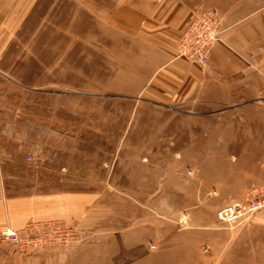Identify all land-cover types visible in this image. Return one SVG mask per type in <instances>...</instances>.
Segmentation results:
<instances>
[{
	"label": "rangeland",
	"instance_id": "rangeland-1",
	"mask_svg": "<svg viewBox=\"0 0 264 264\" xmlns=\"http://www.w3.org/2000/svg\"><path fill=\"white\" fill-rule=\"evenodd\" d=\"M184 1L195 14L217 12L184 45L210 57L224 14L212 0ZM117 2L34 0L0 57V141L9 174L24 182L19 192L89 197L81 219L45 226L55 231L41 235L48 246L14 247L26 259L7 263L264 264V225L255 220L264 207L232 224L218 217L257 191L224 175L242 157L255 161L254 153L225 149L238 109L151 96L144 84L154 57L111 25Z\"/></svg>",
	"mask_w": 264,
	"mask_h": 264
},
{
	"label": "crops",
	"instance_id": "crops-1",
	"mask_svg": "<svg viewBox=\"0 0 264 264\" xmlns=\"http://www.w3.org/2000/svg\"><path fill=\"white\" fill-rule=\"evenodd\" d=\"M34 0H0V57L12 35L19 30ZM225 17V32L215 43L207 62L177 57V40L191 23L195 4L184 0H118L110 22L129 38L143 41L152 60L144 88L160 102L226 104L238 109L230 118L237 129L225 132V149L254 153L255 161H244L225 170L238 176L251 190L264 191V0H212ZM0 72L7 74L0 68ZM5 114L0 111V120ZM8 149L0 141V226L22 231L30 223L69 224L81 219L89 197L70 190L19 192L23 181L9 174ZM243 155V154H242ZM67 176H63L66 182ZM255 219L264 225V210ZM14 247H0V264L7 259H26Z\"/></svg>",
	"mask_w": 264,
	"mask_h": 264
},
{
	"label": "built area",
	"instance_id": "built-area-1",
	"mask_svg": "<svg viewBox=\"0 0 264 264\" xmlns=\"http://www.w3.org/2000/svg\"><path fill=\"white\" fill-rule=\"evenodd\" d=\"M217 12L215 10H203L198 11L194 15L190 25L186 28L177 42V57L184 58L192 62L205 63L208 61V54L202 55L197 53H187L185 50V41H187L188 34L190 31L203 19L216 17ZM221 35H211V39L215 40L220 38ZM264 207V191L257 190L250 193L245 201H234L230 204L221 208L218 212L219 220L232 224L236 220H247L254 212L260 210ZM53 222H43V223H28L22 231H17L8 224L0 226V246L10 245L15 247V249L31 253L37 251L38 249H43L46 245L41 242V235L46 234L47 236H52V232L46 229L45 226H52ZM37 229H43V233L37 232ZM64 230L65 228H61ZM55 232V231H54Z\"/></svg>",
	"mask_w": 264,
	"mask_h": 264
},
{
	"label": "bare ground",
	"instance_id": "bare-ground-1",
	"mask_svg": "<svg viewBox=\"0 0 264 264\" xmlns=\"http://www.w3.org/2000/svg\"><path fill=\"white\" fill-rule=\"evenodd\" d=\"M55 223L59 227L60 223H58V222H55ZM50 225H55V224H50ZM51 232H52V234H54V230H51Z\"/></svg>",
	"mask_w": 264,
	"mask_h": 264
}]
</instances>
